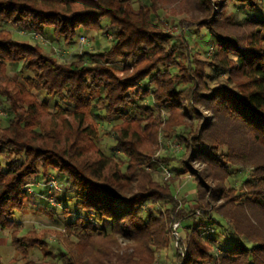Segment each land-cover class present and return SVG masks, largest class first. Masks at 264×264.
I'll use <instances>...</instances> for the list:
<instances>
[{
    "label": "trees",
    "instance_id": "16d2710c",
    "mask_svg": "<svg viewBox=\"0 0 264 264\" xmlns=\"http://www.w3.org/2000/svg\"><path fill=\"white\" fill-rule=\"evenodd\" d=\"M213 1L201 0L204 6L201 11L205 16L201 24L207 28L210 46L215 47L216 53L215 63L209 64L207 71L204 60L195 59L191 54L189 65H180L175 53L181 47L159 29V16L152 1L150 8L141 6L135 10L131 0H0V70L16 66V72L22 78L16 83V93L0 88V104L7 114L6 125L0 124V230L17 222L15 214L25 209L27 184L36 178L50 181L49 177L54 173L60 184L67 185L65 191L62 189L57 194L62 214L73 216L65 223L64 230L84 245L94 239L114 240L117 235L138 240L140 245L150 242L159 223L149 205L153 197L166 200L170 206L164 219L168 225V216L176 213L174 205L177 203L171 191L147 190L151 186L147 182L137 193L126 195V184L135 176V171H131L133 162H137V169L141 166V151L135 148L134 142L126 141L124 135L118 137L117 144L131 161L126 173L115 171L108 174L109 155L100 153L92 161H79L80 154L71 151L74 142L68 146L74 133L72 126L68 127L66 142L61 145L63 129L55 123L58 117L71 112L78 120L74 128L76 134L91 138L95 135L94 129L89 126L81 128L85 124V113L101 114L114 123L125 116L130 117L131 122L140 121L137 114L140 101H134L131 96L138 83H142L137 89L138 98L149 97L152 103L149 108L153 111L157 107L159 111L175 114L181 108L179 115L192 118H198L202 107L218 111L221 117H229L230 121L239 124L251 140L264 148V18L235 17L239 21H231L226 16L229 19L225 22L231 21L230 25L251 29L245 31L246 44L231 42L233 44L229 45V37L220 32L221 23L214 26ZM229 2L236 6V16L238 12L261 7L260 0ZM14 30L38 33L59 45L74 44L81 32L90 31H113L114 40L106 51L86 52L78 60L62 63L40 44L15 39ZM113 57L123 60L125 71L133 70V65H136V71L118 77L116 68L108 62ZM223 73L228 74L225 82L215 88L206 85L207 78L213 79ZM189 91L191 98H186ZM23 93L33 96L27 104ZM38 94L43 95L42 104ZM51 102L57 116L52 119L54 125L47 126L36 116L39 108L49 110ZM160 114L157 112L159 119ZM169 116L166 121L172 120ZM205 126L201 124L197 134L186 143L188 137L183 129H172L169 135L185 143L189 161L203 160L212 166V172L217 170L226 176L237 175L238 166L233 161L231 148L222 149L225 142L209 141L205 137ZM31 133L37 137H29ZM7 156L10 160L4 164L2 158ZM258 165L253 166L251 175L240 176L245 192L237 193V188L226 187L222 184L224 180L217 177L220 187L208 191L210 199L207 204H203L205 195L200 187H207V184L196 177V201L201 202L199 208L203 213L197 215L195 210H190L180 215L187 248L182 264H264V241L241 230L237 213L229 219L228 215L222 214L221 220L228 219V228L223 232L209 226L213 213L219 215L218 210L223 207L210 208V201L214 202L216 198L227 200L226 196L231 192L234 197L223 203H233L237 208L235 212L247 206L264 213V164ZM174 169L169 170L174 173ZM12 242L20 253L47 246V241L36 236L19 237L15 233ZM94 250L100 253V249ZM60 259L62 264H76L75 258L67 253H63ZM42 262L28 261L25 264Z\"/></svg>",
    "mask_w": 264,
    "mask_h": 264
},
{
    "label": "rangeland",
    "instance_id": "374dc122",
    "mask_svg": "<svg viewBox=\"0 0 264 264\" xmlns=\"http://www.w3.org/2000/svg\"><path fill=\"white\" fill-rule=\"evenodd\" d=\"M131 1L135 10L141 6L150 8L152 5L151 1L155 3L156 15L159 16L157 22L161 25L159 29L163 33L169 34L172 37V41L181 47L175 53V58L179 60L181 66L185 65L187 67L189 65L188 58H190L191 54L195 59L204 60L205 65L207 64L205 68L209 71V64L215 63L216 53L215 47L213 45L210 46V36L207 28L201 24L205 17L201 11L204 7L201 4V0ZM260 1L261 7L258 9L238 12L237 16L235 13L236 6L231 4L229 0L213 1L212 10L214 14L212 17L215 19L214 26L217 23H221L220 32L222 31L229 37V45L233 43L236 45L246 44L248 40H246L245 35L247 32L245 31H250L251 29L243 28V26L239 25L232 26L229 23L255 16L264 18V0ZM226 16H229L231 21L225 22V19H229ZM106 28H104L105 31ZM14 36L15 39L28 44H40L45 51L53 53L55 58L62 63L78 60L86 52L97 53L106 51L113 45L112 42L114 40L113 31L108 30L106 33L103 31L81 32L76 42L71 45L62 43L59 45L38 33L25 30H14ZM82 36L85 37L84 40H82ZM108 62L116 68L118 77H125L130 73H134L137 69L136 65H133V70L125 71V64L119 57H113ZM16 68V66H6L3 70H0L1 89L16 93V83L18 84L22 80L19 73L16 72ZM26 75H29V73H26ZM227 76L228 74L223 73L213 79L207 78L205 80L206 85L209 88H215L223 81L225 82ZM8 79L12 82H9ZM140 84L142 83H138L136 89L131 93L134 101H140L141 106L137 110L140 121L131 122V118H126L127 116H125L114 123V121L107 119L106 116L101 114V116H96L85 113V124L81 128L89 126L94 129L95 135L91 136V138L83 136L84 134H76L74 128L78 124V120L71 112H66L62 117H58L55 123L59 124L58 127L63 129L60 136L61 145L65 144L68 127L72 126L74 133L68 146L74 142L75 145H73L71 151L80 154L79 161H92L98 158L101 155L100 153L109 155L110 162L106 169L108 174H113L115 171L126 173L127 164L131 161L122 152L120 145L117 144L118 137H123L124 135L126 141L134 142L135 148L141 151L139 153L142 155L140 159L141 166L137 169V162H133L131 171H135V176L132 181L126 184V195L130 196L137 193L142 184H147V182L151 184V186L147 187V190L153 188L164 192L171 191L175 195V202L177 203L174 205L176 206V213L168 216L170 218L168 225H166L164 219L167 216L166 210L170 206L166 204V200L153 197L149 200V205L152 206L158 216L159 223L158 231L155 234L152 233L153 236L150 242L144 243V245L141 243L142 245H140L138 240H130L117 235L114 240H102L100 238L93 241L90 240L89 243L84 245L81 240L79 241L72 235H68L64 230L65 223L72 220L73 216H63L62 214L57 201V194L62 189L65 191L67 185L60 184V180L54 173L49 177L50 181L46 182V179L36 178L27 184L26 193L28 196L25 209L15 214L14 219L17 222L12 223L4 230H0V264H25L28 261H37L38 263L43 261L41 264H62L60 256L63 253L72 255L76 260V264H182L183 258L187 254V248L186 231L179 219L180 215L187 214L190 210H195L197 215L203 213V210L199 208L201 202L196 201L198 199L196 177H200L207 184V187L200 186L204 190L205 195L203 204L210 199L208 191L216 190L220 187L217 177L224 180L222 184L226 185V187L237 188V193L242 190L246 191V187L240 181V176L242 174L249 176L254 172V167L260 166L258 164H264L263 146L251 140V137L244 133L239 124L230 121L229 117L227 119H225L226 116L224 118L221 117L218 111H208L202 107L198 118H192L189 115H179L181 108L177 109L175 114H169L165 110L159 111L160 109L157 107L153 111L149 108V105H152L149 97L138 98L137 89H139ZM148 92L150 94L151 90ZM190 95L191 91L185 97L191 98ZM22 96L26 104L33 99V96H29L26 93H23ZM37 98L39 103L42 104L43 95L38 94ZM52 106L53 102L49 105V110L39 108L37 111L36 117L47 126H53L52 119L57 116ZM157 112L161 113V119H159ZM167 116L171 117L172 120L166 121ZM6 119L7 114L3 105L0 104V124L2 126L6 125ZM201 124H206L204 133L206 134L205 137L210 139L209 141L214 143L225 142L226 145L221 148L228 149V146L231 148L233 161L238 166L237 175L226 176L227 174L218 173L217 170L212 172V166L204 163L203 160L189 161V152L184 147V144L190 141L193 135L197 134ZM172 129L174 131L183 129L186 132L185 135L188 138H186L184 144L181 143L180 138L169 135L172 133ZM29 137H37V134L31 133ZM2 159L4 164L10 160L8 156ZM171 167L175 168L174 173L169 170ZM209 173L211 176H209ZM51 179L56 180V187L50 185ZM226 197L227 200L216 198L214 202L210 201V208L214 206L217 210L219 206H223L218 210L219 215L213 213L214 218L210 222V228L223 232L228 228L229 216L237 213L241 230L253 233L256 238L264 241V213L255 207L250 208L247 206L244 209L238 208L240 210L235 212L237 208L233 207V203H223L224 200L232 199L234 193L231 192ZM222 214L228 215V219L221 220ZM235 222L236 220L233 221V224ZM14 233L19 237L36 236L47 241V246L20 253L15 249L12 242ZM203 234L205 233L203 232ZM93 248L100 249V253H96L97 250L95 251ZM173 248L176 250L177 255H175ZM214 251L217 253V248ZM215 256L217 257V255Z\"/></svg>",
    "mask_w": 264,
    "mask_h": 264
},
{
    "label": "built area",
    "instance_id": "2783aa9c",
    "mask_svg": "<svg viewBox=\"0 0 264 264\" xmlns=\"http://www.w3.org/2000/svg\"><path fill=\"white\" fill-rule=\"evenodd\" d=\"M85 39V37L84 36H82V40H84ZM50 185H52V186H57V183H56V180H54V179H51V182H50Z\"/></svg>",
    "mask_w": 264,
    "mask_h": 264
}]
</instances>
